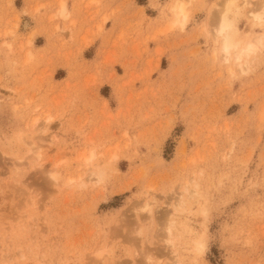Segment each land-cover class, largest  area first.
Returning <instances> with one entry per match:
<instances>
[{
  "label": "rangeland",
  "instance_id": "1",
  "mask_svg": "<svg viewBox=\"0 0 264 264\" xmlns=\"http://www.w3.org/2000/svg\"><path fill=\"white\" fill-rule=\"evenodd\" d=\"M174 1L0 0V264H264V41Z\"/></svg>",
  "mask_w": 264,
  "mask_h": 264
},
{
  "label": "bare ground",
  "instance_id": "2",
  "mask_svg": "<svg viewBox=\"0 0 264 264\" xmlns=\"http://www.w3.org/2000/svg\"><path fill=\"white\" fill-rule=\"evenodd\" d=\"M225 3L222 4V8L218 11V19L216 23V29L214 30V37L217 41H219V50L221 59L224 62H227L229 59H232L239 68L248 66V58L251 54H253L258 46L263 45L264 35L260 37H256L255 42L248 41L241 45V41H239L236 37V29L234 26L235 18L238 13V2L237 0H224ZM250 1V0H249ZM248 0H242L246 5H250ZM258 9L260 11L250 12V16L256 22H264V0H258ZM256 5V4H254ZM61 13L65 12V3H61ZM257 6V5H256ZM171 14L173 16V24L184 26L187 21V13L185 11V6L182 0H175L171 7ZM32 151V150H31ZM33 152V151H32ZM33 152V158H38V155ZM92 156H90L87 161L91 160ZM104 167V166H103ZM55 174V172L53 173ZM92 174L99 175V173L94 172ZM51 176L52 173H51ZM55 180L54 176L52 177ZM167 233L170 234V230H167ZM168 243V248L172 244V239L170 237L166 238ZM170 252V251H169ZM175 264V263H174Z\"/></svg>",
  "mask_w": 264,
  "mask_h": 264
},
{
  "label": "crops",
  "instance_id": "3",
  "mask_svg": "<svg viewBox=\"0 0 264 264\" xmlns=\"http://www.w3.org/2000/svg\"><path fill=\"white\" fill-rule=\"evenodd\" d=\"M37 38H35V40H36ZM44 40V39H43ZM99 41V40H98Z\"/></svg>",
  "mask_w": 264,
  "mask_h": 264
}]
</instances>
